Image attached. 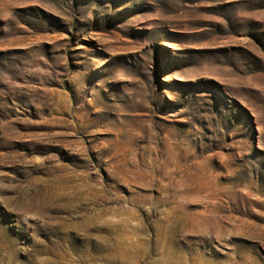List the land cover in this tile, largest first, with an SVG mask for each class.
Masks as SVG:
<instances>
[{
    "label": "rangeland",
    "instance_id": "374dc122",
    "mask_svg": "<svg viewBox=\"0 0 264 264\" xmlns=\"http://www.w3.org/2000/svg\"><path fill=\"white\" fill-rule=\"evenodd\" d=\"M168 262L264 264V0H0V264Z\"/></svg>",
    "mask_w": 264,
    "mask_h": 264
},
{
    "label": "bare ground",
    "instance_id": "6f19581e",
    "mask_svg": "<svg viewBox=\"0 0 264 264\" xmlns=\"http://www.w3.org/2000/svg\"><path fill=\"white\" fill-rule=\"evenodd\" d=\"M131 247H132V246H131ZM131 247H130V248H131ZM91 257H92V256H91ZM168 260H169V259H168ZM163 263H164V261H163ZM173 263H174V262H173ZM180 263H181V262H180ZM182 263H183V262H182ZM187 263H188V262H187ZM166 264H172V263H171V262H170V263L168 262V263H166ZM184 264H185V263H184ZM198 264H200V263H198Z\"/></svg>",
    "mask_w": 264,
    "mask_h": 264
}]
</instances>
